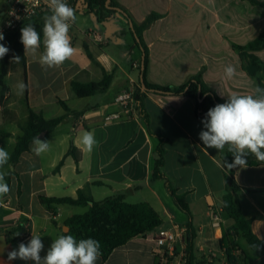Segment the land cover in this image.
Returning a JSON list of instances; mask_svg holds the SVG:
<instances>
[{
  "label": "crops",
  "instance_id": "obj_1",
  "mask_svg": "<svg viewBox=\"0 0 264 264\" xmlns=\"http://www.w3.org/2000/svg\"><path fill=\"white\" fill-rule=\"evenodd\" d=\"M114 1L137 25L151 13L160 16L141 33L147 49L149 84L177 88L202 70L203 83L220 99L233 93L254 94L257 82L247 73V60L236 47H244L264 34V0ZM74 9L77 20L69 33L76 49L72 59L58 68L42 67L39 53L24 55L23 47L24 67L15 66L4 79L7 92L0 105V147L10 154L21 135L27 109L46 120L65 115L58 100L71 110L86 111L78 120L65 116L50 134L40 138L50 142L49 151L36 156L31 143L29 151L23 152L15 165L5 166L11 191L0 197V264H32L7 259L8 252L18 248V239L24 232L30 234V239L32 233L41 236L44 256L52 241L61 235L64 221L84 213L87 207L47 208L38 197L75 199L78 189L85 186L96 202L123 195L129 204H148L161 219L160 227L171 223L185 227L187 221L163 181L151 179L158 140L148 135L143 121L135 115L106 119L118 112L114 96L140 80L142 51L134 42L131 25L118 13L107 22H98L83 6ZM1 14L2 10L0 19ZM83 43L89 46L104 72L112 76V81L101 95L70 99L65 83L90 63L82 50ZM42 51L41 40L39 52ZM247 53L264 64V49ZM228 64L237 69L231 80L224 76ZM20 81L27 85L23 95H17L16 84ZM143 104L150 133L166 138L163 173L189 208L196 230L197 258L206 264H229L225 245L235 240L245 260L243 264H264V250H251L247 243L242 247L240 242L245 240L222 212L228 169L223 167V151L206 149L199 139L203 124L195 117L193 101L181 95L146 93ZM85 131H93L98 141L91 152L80 142ZM71 139L81 152L78 164L66 156ZM246 159L253 165L230 170L239 187L236 199L253 235L264 242V162L251 155ZM215 213L221 221L219 230L211 226ZM7 232H11L9 238ZM30 239L22 243L27 244ZM221 239L227 242L222 244ZM97 264H102L100 258ZM103 264H155L151 243L145 236L135 237L113 250Z\"/></svg>",
  "mask_w": 264,
  "mask_h": 264
},
{
  "label": "trees",
  "instance_id": "obj_2",
  "mask_svg": "<svg viewBox=\"0 0 264 264\" xmlns=\"http://www.w3.org/2000/svg\"><path fill=\"white\" fill-rule=\"evenodd\" d=\"M74 6L81 5L85 12L93 14L98 22H107L115 14H121L126 21L131 25L135 44L142 51V60L140 65V80L135 85L134 90V115L141 119L146 127L150 137H155L158 140V145L155 149V158L151 166V179L162 180L168 195L173 200L177 209L186 215L187 221L185 224V234L183 242L185 245V264H206V261L197 258L195 252L196 230L192 225L191 214L187 204L183 201V196L177 194L170 180L163 173V157L164 144L166 138L163 136L153 135L148 128V116L144 110L143 100L146 93L162 94V95H181L193 101L194 114L197 120L201 121L205 118L207 111L219 103L226 102L227 99H220L216 94L208 88L202 81V70L191 76L188 81L177 88L161 87L149 84L146 81L147 68V49L142 43L141 33L160 16L155 13L148 15L145 20L137 25L133 22L129 13L114 0H69ZM49 15V14H48ZM47 16V15H45ZM31 18L23 22L18 29L7 36L3 41L10 51L0 60V105L4 103V94L7 88L4 85V79L13 62L12 56L18 55L21 57L20 65L24 67L23 45L20 42V29L24 25L32 24L36 30L41 33L44 25V17ZM241 52V56L247 60L246 71L256 80L257 86L264 88V64L260 63L255 55L248 52H257L264 49V34H261L254 41L248 43L244 47H236ZM82 50L89 59V65L81 70L74 77L65 83L67 97L70 99L87 98L91 96L101 95L106 92L112 81V76L107 75L100 64L95 59V56L90 51L86 43L82 44ZM58 104L64 110L65 115L46 120L40 114L27 109V118L23 125L20 126L21 135L17 137L15 146L11 153L9 163L15 165L18 162L19 156L23 152L29 151V145L33 141V137L46 136L50 134L65 118L72 116L78 120L85 111H75L68 108L64 101L58 100ZM88 110V109H87ZM124 117H120L122 119ZM66 156H70L75 164H78L81 159V152L70 140ZM223 158L225 161L232 162L234 157L228 152V149L223 150ZM63 160L58 163L55 172L60 169ZM247 165H253V162L247 161ZM226 178V194L222 198V212L231 220L234 229L245 240L251 250H264V242L258 240L250 229V223L244 218L241 213L239 204L236 199V192L239 189L234 181L232 172L227 170ZM8 183V175L5 177ZM18 193L20 191L18 190ZM39 202L49 208L50 205H67L71 207H87V211L82 214H75L66 219L63 227L67 228L66 232H61V235L70 234L77 240L93 238L100 242L101 245V261L102 264L108 258L113 250L126 244L129 240L135 237H144L150 231L161 226L162 221L158 214L146 203L129 204L124 201L123 195H115L107 197L102 201L96 202L92 199L88 192L87 186L78 189L75 199L72 198H46L38 197ZM54 215V212L51 213ZM11 232H7V238ZM220 242L223 244L224 239ZM237 252V255H232V252ZM225 254L229 264H243L245 262L238 246L235 243H227L225 245Z\"/></svg>",
  "mask_w": 264,
  "mask_h": 264
},
{
  "label": "clouds",
  "instance_id": "obj_3",
  "mask_svg": "<svg viewBox=\"0 0 264 264\" xmlns=\"http://www.w3.org/2000/svg\"><path fill=\"white\" fill-rule=\"evenodd\" d=\"M50 14L44 17L42 29L43 51L41 48V33L34 25H24L20 29V42L24 47V55L39 53V63L42 67L58 68L72 59L76 49L72 45L70 29L76 22V11L67 0H46ZM5 39L0 30V41ZM10 49L0 43V60ZM21 57L13 55L10 62L19 63ZM237 69L232 64L224 68V76L231 80ZM27 85L17 82V95H23ZM221 94V93H220ZM223 95V94H221ZM203 130L199 139L206 149H216L218 152L228 149L234 159L232 163L224 160L223 167L231 170L234 167L245 168L247 157L253 156L257 161L264 162V88L257 86L254 94L233 93L227 96L224 103L210 108L202 120ZM80 142L88 152L97 146L95 133L85 131ZM32 151L36 156L49 151L50 142L33 137ZM11 154L4 147H0V197L10 193L11 188L6 182L8 172L4 171L9 165ZM41 236L32 233L30 241L20 243L18 248L7 254L8 261H30L32 264H97L101 257L100 242L93 238L77 240L73 235L64 234L54 239L46 254Z\"/></svg>",
  "mask_w": 264,
  "mask_h": 264
},
{
  "label": "built area",
  "instance_id": "obj_4",
  "mask_svg": "<svg viewBox=\"0 0 264 264\" xmlns=\"http://www.w3.org/2000/svg\"><path fill=\"white\" fill-rule=\"evenodd\" d=\"M67 3L75 7L69 0ZM50 14L46 0H5V8L2 10L0 30L4 37L14 33L18 27L28 19L39 18ZM134 84L117 93L113 98V104L117 107V113L108 115L107 120L130 118L134 115ZM211 226L220 229L221 221L217 213L212 215ZM185 227L171 223L168 227H158L145 235L151 243V252L155 264H185V245L183 237ZM30 234L24 232L18 242H26Z\"/></svg>",
  "mask_w": 264,
  "mask_h": 264
},
{
  "label": "rangeland",
  "instance_id": "obj_5",
  "mask_svg": "<svg viewBox=\"0 0 264 264\" xmlns=\"http://www.w3.org/2000/svg\"><path fill=\"white\" fill-rule=\"evenodd\" d=\"M4 8H5V0H0V11L3 10ZM89 26H90V23L89 22L86 23V27L88 28ZM17 65H20V62L19 63L13 62L12 65L10 66L9 70L10 69H13ZM77 211L80 212V213L82 212L81 210L80 211L77 210ZM217 235H219V232H217ZM233 242L235 243V245H237V243L235 242V240L231 241L230 243H233ZM240 244H241L242 247H245L246 246V242L245 241L240 242Z\"/></svg>",
  "mask_w": 264,
  "mask_h": 264
},
{
  "label": "water",
  "instance_id": "obj_6",
  "mask_svg": "<svg viewBox=\"0 0 264 264\" xmlns=\"http://www.w3.org/2000/svg\"><path fill=\"white\" fill-rule=\"evenodd\" d=\"M67 231V228L66 227H63L62 228V232H66Z\"/></svg>",
  "mask_w": 264,
  "mask_h": 264
}]
</instances>
